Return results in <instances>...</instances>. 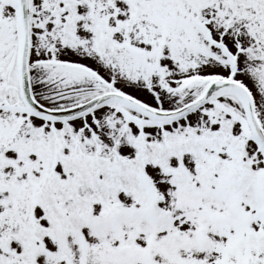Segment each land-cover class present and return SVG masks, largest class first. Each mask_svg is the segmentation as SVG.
<instances>
[{
    "label": "snow or ice",
    "instance_id": "1",
    "mask_svg": "<svg viewBox=\"0 0 264 264\" xmlns=\"http://www.w3.org/2000/svg\"><path fill=\"white\" fill-rule=\"evenodd\" d=\"M0 264H264V0H0Z\"/></svg>",
    "mask_w": 264,
    "mask_h": 264
}]
</instances>
